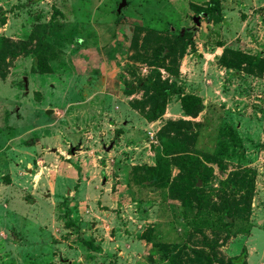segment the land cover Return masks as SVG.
Masks as SVG:
<instances>
[{"label":"rangeland","instance_id":"374dc122","mask_svg":"<svg viewBox=\"0 0 264 264\" xmlns=\"http://www.w3.org/2000/svg\"><path fill=\"white\" fill-rule=\"evenodd\" d=\"M121 1L0 0V51L19 45L0 58V264H165L164 243L264 264V68L220 63L226 48L264 60V0H219V16L214 0ZM156 36L186 53L178 76L156 69L174 93L149 122L130 103L149 95L132 86ZM185 94L202 97L197 117ZM197 164L207 184L190 207L177 179L188 188ZM251 181V212L228 226L222 198Z\"/></svg>","mask_w":264,"mask_h":264},{"label":"trees","instance_id":"16d2710c","mask_svg":"<svg viewBox=\"0 0 264 264\" xmlns=\"http://www.w3.org/2000/svg\"><path fill=\"white\" fill-rule=\"evenodd\" d=\"M219 0H214L211 3L213 15L219 16L218 7ZM196 7V6H195ZM210 12V10H208ZM210 14H212L210 12ZM146 41L151 42L154 36L153 31H147ZM160 37H155L153 40L152 51L150 59L145 61L151 67V73L144 81L140 83L139 86H132V91L138 87L143 90H147L149 93L148 97L145 98V101H133L130 103L131 107L138 111L144 118L149 122L158 121L166 113L168 97L174 93L173 85L169 84L167 78H163L161 71H157L159 68L164 69L167 73L178 76L180 74V61L186 53V44L183 38H172L167 39L168 44L164 45ZM165 42V43H166ZM135 50L141 51L138 39L133 43ZM18 44L15 43V47L7 45L3 47L0 51V58L3 59L7 53H10L13 56H17L18 53ZM137 52V51H136ZM220 63L230 69L236 71H244L247 73H252L255 69L262 71L264 68V60L258 57L248 56L240 51H236L230 48H226L221 59ZM34 71L37 73H48L51 71L50 66L43 62V59L39 58L34 64ZM155 71H154V70ZM157 69V70H156ZM155 74V75H154ZM182 109L187 116L197 117L203 109V99L199 95L195 94H185L181 100ZM182 123H185L181 121ZM172 124V123H171ZM166 129V127H165ZM192 133V129L188 130ZM177 158L179 160H199V158L194 157V153L190 152L189 148L186 145L178 146ZM218 161V160H214ZM203 166L197 164L193 171L192 182L188 188H180L177 179V198L183 203H186L192 207L193 203L187 202L186 193L190 192L192 195H195L199 198V193L203 191V188L207 184L206 173L202 169ZM206 168V166H205ZM253 174L251 171H245V175ZM236 180V179H235ZM238 182V180H236ZM240 181H244L241 179ZM252 187L249 189L250 192L245 194L239 201L236 197L229 199L228 197H223L222 201L224 205L221 207L224 209L226 215V220L228 226H233L235 224V218L242 215H249L251 212V202L254 197L253 193V181H251ZM193 186L195 190L193 189ZM249 188V186H248ZM182 191V193H181ZM244 201L246 203V208L244 210H230V206L236 204L237 202ZM158 247L164 253L165 264H248V250L244 248L241 254L235 256H226L222 252H219L214 245H211V250H200L194 249L192 252H188V248L178 245V244H160Z\"/></svg>","mask_w":264,"mask_h":264},{"label":"water","instance_id":"95a60500","mask_svg":"<svg viewBox=\"0 0 264 264\" xmlns=\"http://www.w3.org/2000/svg\"><path fill=\"white\" fill-rule=\"evenodd\" d=\"M128 5V0H122L121 3L119 4V8H118V13H121L122 10ZM26 82V87H28L27 85V79H25ZM48 114H51V111L47 112Z\"/></svg>","mask_w":264,"mask_h":264}]
</instances>
